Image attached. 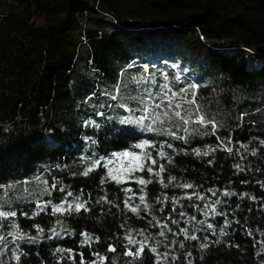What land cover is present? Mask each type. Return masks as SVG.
Masks as SVG:
<instances>
[{
	"label": "trees",
	"instance_id": "trees-1",
	"mask_svg": "<svg viewBox=\"0 0 264 264\" xmlns=\"http://www.w3.org/2000/svg\"><path fill=\"white\" fill-rule=\"evenodd\" d=\"M35 19L39 22H34ZM145 79L155 80L158 85L167 84L186 98L195 94L201 110L216 119L220 135L231 136L232 153L211 151L217 147L215 136H205L201 126H185L175 117L170 121L165 118L167 127L174 130L187 127L189 133H197L187 144L141 132L135 125L121 124L119 121L130 113L119 105L126 104L129 95L153 87L143 84ZM118 82L121 93L113 101L111 95H116ZM190 84H198L199 88L191 89ZM88 97L91 99L85 103ZM241 113L245 114L243 120ZM85 120L95 123L85 125ZM127 129L134 131L136 139L126 134ZM207 131L211 132L210 125ZM144 139L161 142L168 139L176 148L187 150V154L173 155L174 150L165 149L168 156L158 159L156 170L164 163V184L176 176L173 183L202 185L195 190L205 195L206 200L178 199L193 189L171 185L164 188L160 177H149L147 171L136 172L135 176L154 181L144 191V204L149 208L137 198L132 204L139 205V210L131 213L123 208L120 196L114 201L119 209L112 207L109 212V205L104 204L105 211L100 214L101 205H95L94 200L103 194L98 181L105 170L97 168L87 176L79 175L88 163L86 160L81 164L80 157H90L93 152L98 155L123 152ZM261 140H264V7L251 9L246 0H0V184L11 186L0 189V203L9 199L18 210L12 223L20 225L0 229V235L8 243L4 255H0L3 264H15L9 251L15 248L29 253L21 257L20 264H55L59 256L52 255L51 250L58 245L83 251L89 260L91 251H99L110 257V264H155L156 254L149 247L139 257L123 255L121 244L125 242L116 241L115 236L122 238L129 229L137 239L139 230L144 229L158 253L168 251L180 257L177 261L161 259L160 264H264ZM193 148L207 150L209 155L197 156ZM237 148L244 159H240ZM209 160L213 161L211 166ZM237 163L245 170L234 168ZM56 165L61 167L58 169ZM72 172L77 175L73 177ZM53 176L75 191L80 188L86 193L91 191L93 203L89 207L93 211L68 216L50 214L49 208L35 219L20 216L19 209H29V215L35 209L33 203L25 201L48 199L42 181L47 179L51 184ZM25 180L29 183L24 184ZM126 186L138 193L139 186L132 182L127 185L106 182L103 188L114 193ZM208 188L216 190L217 196H211ZM225 189L238 195L226 197ZM5 191L10 197H5ZM61 195L57 191L52 198L58 201ZM165 196L169 198L167 204L163 203ZM173 197L178 199L177 203L171 202ZM216 199L222 201L216 206L217 211L227 214L231 227L224 226L223 216L213 213L204 216L202 207L201 210L188 207L189 203L211 204ZM161 207L165 208L163 213L159 212ZM172 208L177 210L171 213L173 219L188 230V236L197 235L200 239L185 240L183 233L174 237L159 227L156 221H165ZM180 211L186 215L180 217ZM237 219L239 224L235 223ZM57 220L62 224H57ZM199 220H205L213 228L198 224ZM35 224L46 230L45 235L50 228L60 231L64 227L69 232L75 230L76 237L45 241L48 251L40 244L32 245L26 238L17 240L24 234L40 236ZM170 227L177 231V225ZM221 228L225 234H221ZM84 229L99 235L101 242L93 243L91 248L77 247L83 240L79 232ZM161 231L165 233L163 237L158 235ZM110 238L116 243V253H107ZM180 242L183 248L179 247ZM202 244L207 247H201ZM38 250L39 258L35 255ZM188 252L192 255L187 256ZM76 260L79 264V257Z\"/></svg>",
	"mask_w": 264,
	"mask_h": 264
},
{
	"label": "snow or ice",
	"instance_id": "snow-or-ice-1",
	"mask_svg": "<svg viewBox=\"0 0 264 264\" xmlns=\"http://www.w3.org/2000/svg\"><path fill=\"white\" fill-rule=\"evenodd\" d=\"M177 68L179 65H175ZM131 67V65H129ZM144 68H148V64L144 65ZM165 79H167V74H165ZM177 79H181V77L177 76ZM138 84L141 83L140 81L137 82ZM143 84H152L153 87L143 88L138 95H129L127 97L126 104H120L119 107H126L127 111L130 115L125 116L119 122L121 124H128V125H135L139 127L141 132H148L153 133L156 136H163V137H170L174 140L181 141L185 144L188 143L189 138L191 136L197 134L195 131L189 133L187 127L183 129L174 130L170 127L166 126V119L171 120L172 117H175L183 122L185 126L189 124H196L201 126L205 131L204 135L208 136H215L217 138V147L211 149V151L215 152L217 150H224L229 153H232L233 148L229 147L233 143L232 138L230 135L228 136H221L220 132L221 129L216 121L215 118H209L200 108L199 103L196 100L195 94H193L190 98H186L182 95H179L177 92H174L172 88H170L167 84L158 85L155 80L145 79L142 81ZM191 89H198V84H190L188 86ZM188 89H182V91H187ZM115 92L116 95H111V99L113 101L117 100L118 96L121 93V88L119 82L115 85ZM105 95H109V93L105 92ZM96 93H93L95 96ZM88 97L85 99V103L88 102ZM137 105L136 108L131 107L130 105ZM112 107V105H108ZM103 115V113H100ZM244 113H241V120L244 118ZM94 121L85 120V125L94 124ZM211 126V132H208L207 129ZM128 136L133 139H136L134 136V131L132 129L124 130ZM181 132L187 133L186 135L180 134ZM86 139H91V137H85ZM93 143H96L93 141ZM239 143V142H237ZM261 145H264V140L260 141ZM240 147H245L243 144H240ZM165 149L174 150L173 155L177 152H184L187 154V150L185 149H178L176 146L170 142V140L165 139L163 142L156 139H144L141 140L139 143H136L131 146L130 150H126L123 152L113 151L110 154L105 153L104 155H98L96 152H93L90 157H80V163L84 164L87 160V166L84 167L83 171L79 173V175L87 176L90 172L95 171L97 168H102L105 170L104 174L100 176L98 185L100 186L101 191L103 192L102 195H99L95 198L94 204L101 205L98 209L100 214H103L105 209L103 208L104 204L109 205L108 211H111L112 207L119 209V204L114 203L115 200L119 199L120 196L123 197L121 203L123 204V208L130 211L131 213H137L139 210V205L133 206L132 201L137 199L140 201L141 204H144L146 200V195L144 194L145 189L151 185L154 181L153 179H145L143 176H135L136 172H144L147 171L149 177H160V183L163 184L164 188H168L170 185L177 189H193L191 193L186 196H181L178 199H184L189 202L193 201L195 197L198 201H205L206 196L201 195L199 191H196V188H202V185L196 186L192 183H173L177 180L176 176H171L170 182L168 184L163 183V174L165 173V165L164 163H160L158 171L156 170L157 161L164 160L167 158L168 153ZM136 150H140L139 152ZM237 154L240 156V159H244V155L239 152V148L236 149ZM153 152H155V156H153ZM192 152L197 156H208L209 151H201L200 148H193ZM256 152L253 150L252 155H255ZM167 163L171 164L172 160L168 159ZM116 164L120 166L118 168L115 167ZM208 164L211 166L213 164L212 160L208 161ZM60 165H56V168H60ZM234 168L239 169L240 171H244L241 166L237 163L233 165ZM259 171V169H257ZM77 175L76 172H72V176L75 177ZM39 179V177H38ZM106 182H114L117 185L125 184L127 185L129 182L136 184L138 187V193L134 192L132 187L126 186L124 188L119 189L118 192L109 193L103 186ZM24 184H28L29 181H23ZM42 183L46 186L43 189L44 195L48 197V199H36L33 201H25L26 203L30 202L35 205V209L32 210L31 215H29V209L22 208L19 209L20 216L26 217L27 219H35L41 213L47 212L49 208L51 209L50 214L60 213L62 215L71 216L72 214H80L82 212L91 213L93 208L89 207V204L93 203V196L92 192L88 191L87 193L83 188H80L78 191L73 190L71 185L64 183L62 180H58L55 176L52 177L51 184L47 179H44ZM242 183H247V181H242ZM11 186H5L0 184V189L10 188ZM264 188V184L261 185ZM28 191V189H25ZM59 192L61 195L60 199L54 200L53 193ZM207 192L211 194V196H217V191L213 190L212 188H208ZM5 197H10V193L5 191ZM223 195L226 197H232L238 195L235 192L228 191L227 189L224 190ZM246 195V194H243ZM111 197V198H110ZM178 199L176 197L172 198V203H177ZM253 201L256 200L255 197H252ZM157 204H160L161 201L157 198ZM169 202V198L167 196L164 197L163 203L167 204ZM222 203L221 200L216 199L212 201L211 204L203 203H192L188 204V207H195L197 210H201L203 208L202 214L204 216L209 215L210 213L215 214L216 216H223L224 217V226L231 227L229 224L227 214L222 211H217L216 206ZM227 203V201H224ZM145 208H149L147 204H144ZM183 207V206H182ZM239 208V205L237 206ZM165 208H159V212L163 213ZM177 210L176 208H172L171 212L168 214L167 219L163 222L156 221V217L152 216V220L156 221V223L161 228L167 229V231L172 236H178L180 233L184 234L185 240H197L200 239L197 235L188 236V230L185 228L180 227V221L177 219H173L171 213H175ZM251 211V209H250ZM147 214V213H146ZM18 215V210L12 206V203L9 199H5L2 203H0V229L5 228H19L20 225L18 223H12L15 221ZM180 217H184L186 213L184 211H180L178 213ZM192 220H196L195 216L191 217ZM57 224H62L61 221L57 220ZM200 225H206L208 229H212L213 225L207 223L205 220L197 221ZM235 223L239 224L240 221L237 219ZM170 225H177V231L173 232ZM121 229H123V225H120ZM34 228L36 232L40 233V236L36 235H19L17 240H25L27 239L32 245L40 244L43 247L44 251H48L47 246L45 245V241H56L65 238H75L76 232L72 230L69 232L68 229L61 227L60 231H57L56 228L48 229V234L45 235L46 230L39 224H35ZM221 234H225L224 228H221ZM115 235V234H114ZM159 236H164L165 233L163 231L158 233ZM248 235H252V232H248ZM79 236L83 238L77 247H88L91 248L92 244H99L101 242V238L99 235L90 233L87 229L81 230L79 232ZM138 236L139 239L133 238L132 230H128V234L123 236H115L116 241H120L121 239L125 242L121 244V247L124 249L123 255L129 258L132 257H139L142 256L144 253L145 247H149L152 253L156 254V261L155 264H160L161 259L167 260L171 259L172 261H177L180 257L171 255L170 252L165 251L163 253L157 252V247L151 246V242L149 241V237L145 234L144 229H140ZM155 238L153 237V240ZM203 239H207V236H204ZM86 241V243H85ZM16 242L14 241L13 244ZM158 244L159 241H156ZM175 243V241H174ZM237 246L238 245H233ZM167 247V246H166ZM179 247L183 248V242L179 243ZM201 247H207L206 244H202ZM8 248L7 239L5 236L0 235V255H4L3 249ZM11 252V260L15 262V264H20L21 257L27 256L29 253L27 251L21 252L18 248L9 249ZM117 247L116 243L112 242L110 238L107 244V253H116ZM52 255L59 256V259L55 261V264H77L76 258L79 257V264H110V257L106 254H101L99 251H91L90 256L91 259H86L84 256L83 251H76L71 248H64L62 246H56L54 249L51 250ZM36 257H40L41 251L38 250L35 253ZM187 256H191L192 253L188 252ZM0 264H3V261H0Z\"/></svg>",
	"mask_w": 264,
	"mask_h": 264
},
{
	"label": "water",
	"instance_id": "water-1",
	"mask_svg": "<svg viewBox=\"0 0 264 264\" xmlns=\"http://www.w3.org/2000/svg\"><path fill=\"white\" fill-rule=\"evenodd\" d=\"M246 3L251 9L264 7V0H246Z\"/></svg>",
	"mask_w": 264,
	"mask_h": 264
},
{
	"label": "rangeland",
	"instance_id": "rangeland-1",
	"mask_svg": "<svg viewBox=\"0 0 264 264\" xmlns=\"http://www.w3.org/2000/svg\"><path fill=\"white\" fill-rule=\"evenodd\" d=\"M34 22L38 23V22H39V20L35 19V21H34Z\"/></svg>",
	"mask_w": 264,
	"mask_h": 264
}]
</instances>
